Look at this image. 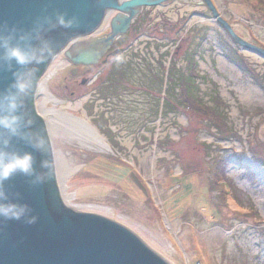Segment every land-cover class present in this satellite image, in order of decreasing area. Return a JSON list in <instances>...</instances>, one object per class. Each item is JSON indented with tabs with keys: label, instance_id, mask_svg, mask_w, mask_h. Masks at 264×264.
<instances>
[{
	"label": "rangeland",
	"instance_id": "374dc122",
	"mask_svg": "<svg viewBox=\"0 0 264 264\" xmlns=\"http://www.w3.org/2000/svg\"><path fill=\"white\" fill-rule=\"evenodd\" d=\"M211 2L238 37L264 50V3ZM212 19L201 0H167L142 8L113 39L119 53L99 70L110 72L111 96L90 115L108 140L63 143L52 132L66 165L61 196L68 209L125 227L168 264H264V59ZM66 62L55 58L51 90ZM182 74L198 97L183 94ZM82 92L64 106L80 119ZM36 97L40 113L39 86Z\"/></svg>",
	"mask_w": 264,
	"mask_h": 264
},
{
	"label": "water",
	"instance_id": "95a60500",
	"mask_svg": "<svg viewBox=\"0 0 264 264\" xmlns=\"http://www.w3.org/2000/svg\"><path fill=\"white\" fill-rule=\"evenodd\" d=\"M167 0H0V22L7 24L0 36V117L9 115L6 97L17 95L18 131L12 135L0 127V151L33 157V176L16 173L4 181L2 190L7 202L26 204L37 223L0 221V264H168L125 227L103 217L75 212L64 205L62 182L58 179L56 155L47 139V150L30 146L40 134L46 135L44 122L33 104L35 84L53 56L77 38H98L81 45L66 59L75 66L98 63L113 39L126 33L130 21L144 7L161 5ZM218 25L239 48L264 59V50L238 37L220 17L211 0H201ZM58 14L75 17L77 27L64 28L56 23ZM16 31L8 36V29ZM19 48L33 61L19 65L7 58V50ZM16 77L32 82L23 94L16 93ZM29 121L31 124L29 125ZM23 137V138H22ZM6 145V146H5ZM48 160V169L42 162ZM45 176L43 184L35 176ZM59 185V187H58ZM61 196V197H60Z\"/></svg>",
	"mask_w": 264,
	"mask_h": 264
},
{
	"label": "flooded vegetation",
	"instance_id": "af4514ba",
	"mask_svg": "<svg viewBox=\"0 0 264 264\" xmlns=\"http://www.w3.org/2000/svg\"><path fill=\"white\" fill-rule=\"evenodd\" d=\"M97 34L98 33H96V35L94 36L77 38L76 40L71 41L68 45H66V47L60 53H57L55 56L52 57L50 62L53 61L55 58L56 59L61 58L67 61L66 62L67 64L64 67H62L60 70L61 73L67 74V76H64L62 81L58 80L56 86L52 88V90L51 87L49 88V86L47 85L46 91H43V97L45 103H43L40 113L38 112L36 105L38 85L34 91V96H33L34 108L38 116H40L44 122L46 136L50 140V143L52 142L51 137H52V132L54 131L51 129L49 125V121L51 118L55 116H59L61 118L76 120V122H79L80 124L82 123L86 124L87 126L85 127H87L92 132V117L90 116L92 114V111H95L97 109V111L99 112L102 108V104L105 101L103 98L111 96V91L109 87H107L109 82L110 72L103 75L102 72H100L99 70L104 69L107 66H111L112 60L116 59L117 56L114 58L112 56H114L115 53H119L118 52L119 50L116 51V49L113 48V45H109V47L105 48L104 49L105 51L101 56V59L98 61L97 64L92 66H75L66 59V55L68 54V52H70L73 55L78 53V51H80L81 49V45L86 42H91L95 38H98ZM122 53L123 51L121 50V53L118 54V56H120ZM50 62L48 63V65L50 64ZM48 65L46 66V68L48 67ZM85 88L89 89L88 92L89 98L87 99V102L85 104H82L79 107L77 113L81 112L82 119H80L79 118L80 116L75 115L74 112L70 111V109L65 108L64 106L84 96V92H82V90ZM87 103L91 105V108L90 106H87L88 105ZM59 108L61 109L59 110ZM102 112L103 111H100V114ZM71 115H75V116L73 117ZM99 117H97L96 115L93 120H96ZM102 121L104 122V120ZM95 125L97 128L99 127L97 126V124ZM56 131L58 132V135L61 136V141L63 143L64 142L70 143L71 138H78L84 142L92 143V141H90L89 139L80 136L78 134H75L73 131H69L66 128H62V131L58 129ZM98 134L103 139L108 140L105 134H102L100 131L98 132ZM57 154H61V153H57ZM61 158L63 159V157Z\"/></svg>",
	"mask_w": 264,
	"mask_h": 264
},
{
	"label": "clouds",
	"instance_id": "9594fccd",
	"mask_svg": "<svg viewBox=\"0 0 264 264\" xmlns=\"http://www.w3.org/2000/svg\"><path fill=\"white\" fill-rule=\"evenodd\" d=\"M56 23L64 28L77 27L78 23L75 17L70 19H65L64 14H58L56 17ZM8 26L7 24L0 22V33L4 31ZM16 31L15 25L8 29V36H12ZM3 37L0 36V43H2ZM7 58L9 60H15L19 65H25L40 60L35 56H28L22 52L19 48L11 47L7 50ZM54 61L49 65V67L44 71L42 75L38 78L35 84L39 86L40 91H46L48 82L53 79L55 67ZM10 87L16 89V93H26L31 87L32 82H25L21 78L16 77L14 84ZM8 100L7 107L9 109V115L0 117V127L7 129L12 135H16L18 131L19 117L15 115L18 108L17 95L12 94L6 97ZM31 122L29 121V125ZM23 138V137H22ZM30 146L36 150L46 152L47 150V139L45 134H40L38 139L34 142L29 141ZM6 146V145H5ZM48 160L42 162V167L48 169ZM21 173L25 176H33V157L30 153H25L24 155H17L5 153L0 151V221H23L25 225L31 226L37 223V217L31 215V209L26 204H17L7 202L6 195L2 190V185L4 181L9 180L16 173ZM45 176L37 175L35 176L34 183L43 184L45 183Z\"/></svg>",
	"mask_w": 264,
	"mask_h": 264
},
{
	"label": "bare ground",
	"instance_id": "6f19581e",
	"mask_svg": "<svg viewBox=\"0 0 264 264\" xmlns=\"http://www.w3.org/2000/svg\"><path fill=\"white\" fill-rule=\"evenodd\" d=\"M49 125L54 131H56L57 129L62 131V128H66L69 131H73L75 134L89 139L90 141H92V143L98 146H101L105 141V139L100 137L94 129L91 132L87 127H85V125L76 122V120L55 116L50 119ZM56 161L58 173L60 176H62L66 172V165L60 156H57Z\"/></svg>",
	"mask_w": 264,
	"mask_h": 264
},
{
	"label": "trees",
	"instance_id": "16d2710c",
	"mask_svg": "<svg viewBox=\"0 0 264 264\" xmlns=\"http://www.w3.org/2000/svg\"><path fill=\"white\" fill-rule=\"evenodd\" d=\"M261 3H264L263 2V0H259ZM166 54V53H165ZM172 63V62H171ZM172 65L170 64V67H171ZM171 70H174L175 72H177V69H176V66H172L171 67ZM169 72V71H168ZM179 78H181V81H182V83L184 82V80H185V83H188L189 82V84H187L188 86H187V88H185L184 87V92H183V94H186L187 96H186V98L188 99V98H192V96H194V93L192 92V91H195V90H192V87L194 86V84L192 83L193 82V80L191 81V79H190V76H188V75H180L179 76ZM167 79H168V81H169V79H170V75H168V77H167ZM194 82H196V81H194ZM259 84H260V86H262L261 85V83L259 82ZM172 85V84H171ZM171 85H170V82H169V87L167 88V92H168V90H171V91H175L174 90V88H172L171 87ZM195 95L198 97L199 96V93H197L196 91H195ZM167 102H169V103H167ZM166 103L167 104H169V105H166ZM166 105V106H165ZM173 103L171 102V101H169V100H167L164 104H163V108H164V106L166 107V108H172L173 107ZM209 189H210V187H209Z\"/></svg>",
	"mask_w": 264,
	"mask_h": 264
}]
</instances>
